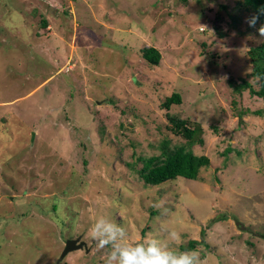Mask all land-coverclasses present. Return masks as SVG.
Returning <instances> with one entry per match:
<instances>
[{
	"label": "rangeland",
	"instance_id": "obj_1",
	"mask_svg": "<svg viewBox=\"0 0 264 264\" xmlns=\"http://www.w3.org/2000/svg\"><path fill=\"white\" fill-rule=\"evenodd\" d=\"M239 1L0 0V264H104L88 237L101 217L127 243L264 264V100L228 83L258 89L248 51L264 37ZM167 113L202 125L192 151L210 166L146 185L162 141L187 142ZM80 236L87 249L59 261Z\"/></svg>",
	"mask_w": 264,
	"mask_h": 264
},
{
	"label": "trees",
	"instance_id": "obj_2",
	"mask_svg": "<svg viewBox=\"0 0 264 264\" xmlns=\"http://www.w3.org/2000/svg\"><path fill=\"white\" fill-rule=\"evenodd\" d=\"M187 1V0H184ZM239 4L247 7L258 18L259 28L264 26V0H240ZM47 25V22H43ZM142 57L153 66H158L161 61V54L153 47H146L141 51ZM252 63L250 78L256 79L258 89L253 83L246 79L237 81L230 78L228 83L235 94H242L249 90L252 96L264 100V41L257 46L251 47L248 51ZM182 97L174 93L162 104V108L170 111L173 105H181ZM233 104L235 102L233 101ZM169 125L167 131L175 137H183L187 142L185 145L172 146L171 140L164 139L161 143V153L144 160L139 176L146 185H159L163 182L174 180L178 177L187 179H198L203 168L210 166V159L205 156H198L192 151L196 144H203L204 128L200 123L189 118H182L178 115L166 114ZM242 117V116H241ZM196 242H191L188 250L193 249ZM185 250V249H184Z\"/></svg>",
	"mask_w": 264,
	"mask_h": 264
},
{
	"label": "clouds",
	"instance_id": "obj_3",
	"mask_svg": "<svg viewBox=\"0 0 264 264\" xmlns=\"http://www.w3.org/2000/svg\"><path fill=\"white\" fill-rule=\"evenodd\" d=\"M257 17L248 23L255 27ZM264 37V26L258 29ZM95 248L103 252L104 264H203L198 250L179 252L155 238H145L141 243H127L129 234L124 226L101 217L88 230ZM168 240H178L179 234L169 232Z\"/></svg>",
	"mask_w": 264,
	"mask_h": 264
},
{
	"label": "water",
	"instance_id": "obj_4",
	"mask_svg": "<svg viewBox=\"0 0 264 264\" xmlns=\"http://www.w3.org/2000/svg\"><path fill=\"white\" fill-rule=\"evenodd\" d=\"M83 249H87V244L82 240V236L78 237L77 239H69L66 241L65 249L59 261H62L70 252Z\"/></svg>",
	"mask_w": 264,
	"mask_h": 264
}]
</instances>
